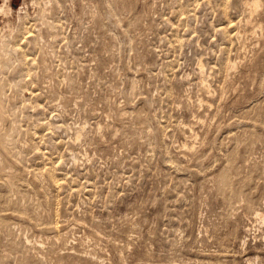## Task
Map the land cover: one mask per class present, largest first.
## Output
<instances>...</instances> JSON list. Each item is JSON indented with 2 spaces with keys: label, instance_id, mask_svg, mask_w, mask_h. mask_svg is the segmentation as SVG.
I'll return each instance as SVG.
<instances>
[{
  "label": "rangeland",
  "instance_id": "obj_1",
  "mask_svg": "<svg viewBox=\"0 0 264 264\" xmlns=\"http://www.w3.org/2000/svg\"><path fill=\"white\" fill-rule=\"evenodd\" d=\"M0 264H264V0H0Z\"/></svg>",
  "mask_w": 264,
  "mask_h": 264
},
{
  "label": "bare ground",
  "instance_id": "obj_2",
  "mask_svg": "<svg viewBox=\"0 0 264 264\" xmlns=\"http://www.w3.org/2000/svg\"><path fill=\"white\" fill-rule=\"evenodd\" d=\"M255 3H256V2H255ZM253 5H254V4H253ZM256 6H258V5L256 4ZM256 6H255V7H256ZM1 11H3L2 8H1ZM8 183H9V182H8ZM3 184H4V183H3ZM258 213H259V212H258ZM257 215L259 216V215H261V214H257ZM260 219H261V218H260Z\"/></svg>",
  "mask_w": 264,
  "mask_h": 264
}]
</instances>
